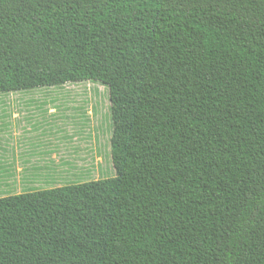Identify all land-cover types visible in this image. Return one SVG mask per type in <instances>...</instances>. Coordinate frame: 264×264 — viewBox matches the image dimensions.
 <instances>
[{"label": "trees", "instance_id": "obj_1", "mask_svg": "<svg viewBox=\"0 0 264 264\" xmlns=\"http://www.w3.org/2000/svg\"><path fill=\"white\" fill-rule=\"evenodd\" d=\"M82 82L115 176L0 198V264H264V0H0V94Z\"/></svg>", "mask_w": 264, "mask_h": 264}, {"label": "crops", "instance_id": "obj_2", "mask_svg": "<svg viewBox=\"0 0 264 264\" xmlns=\"http://www.w3.org/2000/svg\"><path fill=\"white\" fill-rule=\"evenodd\" d=\"M38 90L4 93L10 102L0 103V198L67 173L56 152L75 130L70 118L58 113L59 106L21 99Z\"/></svg>", "mask_w": 264, "mask_h": 264}, {"label": "rangeland", "instance_id": "obj_3", "mask_svg": "<svg viewBox=\"0 0 264 264\" xmlns=\"http://www.w3.org/2000/svg\"><path fill=\"white\" fill-rule=\"evenodd\" d=\"M39 89L21 99L59 106L58 113L70 118L69 125L75 130V135L69 136L70 141L62 144L61 151L56 152L62 169L67 173L55 177L49 184L31 185L23 193L114 177L107 88L95 82H82ZM9 98L0 94V103L10 102Z\"/></svg>", "mask_w": 264, "mask_h": 264}]
</instances>
